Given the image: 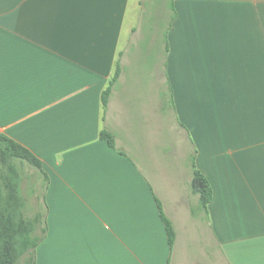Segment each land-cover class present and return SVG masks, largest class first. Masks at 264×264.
I'll return each instance as SVG.
<instances>
[{
    "label": "crops",
    "instance_id": "obj_1",
    "mask_svg": "<svg viewBox=\"0 0 264 264\" xmlns=\"http://www.w3.org/2000/svg\"><path fill=\"white\" fill-rule=\"evenodd\" d=\"M0 133L41 162L34 264H264V0H0Z\"/></svg>",
    "mask_w": 264,
    "mask_h": 264
},
{
    "label": "trees",
    "instance_id": "obj_2",
    "mask_svg": "<svg viewBox=\"0 0 264 264\" xmlns=\"http://www.w3.org/2000/svg\"><path fill=\"white\" fill-rule=\"evenodd\" d=\"M118 74L119 67H117L111 83L115 81ZM109 93L110 87L102 93L103 106L107 103ZM100 137L106 140L111 147L114 146V138L110 132L102 130ZM15 160L27 162L37 168L41 167L40 160L29 149L0 133V166H5L9 171L14 172L16 167L12 162ZM191 188L199 195L201 205L206 208L212 196L211 186L206 177L194 165ZM21 204L19 178L17 176L9 178L0 173V264L17 263L19 243L25 249L34 251L39 241V238L31 237L32 223L20 216L19 207ZM157 206L165 225L168 244L171 246L175 237L174 228L164 215L159 202H157ZM31 264H34L33 256Z\"/></svg>",
    "mask_w": 264,
    "mask_h": 264
},
{
    "label": "rangeland",
    "instance_id": "obj_3",
    "mask_svg": "<svg viewBox=\"0 0 264 264\" xmlns=\"http://www.w3.org/2000/svg\"><path fill=\"white\" fill-rule=\"evenodd\" d=\"M16 167L14 172H9L4 166H0V173L9 178L18 177L20 183V197L22 204L19 207L20 216L25 220L30 221L33 225V231L31 233L32 238H38L42 229V216L44 212L40 205L37 206V199L35 193L39 190L41 194V188L44 187V182L39 178L40 175H36V171L27 162L13 161ZM16 175V176H15ZM40 186V188L37 187ZM37 211V212H36ZM37 214L39 218L37 220ZM18 259L16 264H31V253L32 249H25L20 243L18 244Z\"/></svg>",
    "mask_w": 264,
    "mask_h": 264
}]
</instances>
